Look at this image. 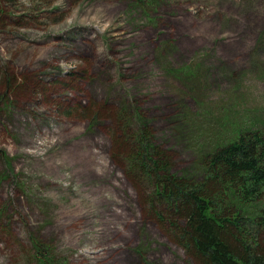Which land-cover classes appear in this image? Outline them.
<instances>
[{
    "label": "rangeland",
    "instance_id": "1",
    "mask_svg": "<svg viewBox=\"0 0 264 264\" xmlns=\"http://www.w3.org/2000/svg\"><path fill=\"white\" fill-rule=\"evenodd\" d=\"M256 123L264 0H0V264H202L126 152L194 173Z\"/></svg>",
    "mask_w": 264,
    "mask_h": 264
},
{
    "label": "trees",
    "instance_id": "2",
    "mask_svg": "<svg viewBox=\"0 0 264 264\" xmlns=\"http://www.w3.org/2000/svg\"><path fill=\"white\" fill-rule=\"evenodd\" d=\"M140 130L141 145L126 153L137 182L148 179L158 195L144 201L170 239L202 264H264V125L197 146L196 171L181 175L164 151L144 149L150 135Z\"/></svg>",
    "mask_w": 264,
    "mask_h": 264
}]
</instances>
